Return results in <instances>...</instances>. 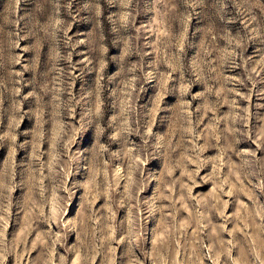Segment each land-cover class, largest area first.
Segmentation results:
<instances>
[{"label": "rangeland", "instance_id": "rangeland-1", "mask_svg": "<svg viewBox=\"0 0 264 264\" xmlns=\"http://www.w3.org/2000/svg\"><path fill=\"white\" fill-rule=\"evenodd\" d=\"M256 229L264 0H0V264H264Z\"/></svg>", "mask_w": 264, "mask_h": 264}, {"label": "bare ground", "instance_id": "bare-ground-1", "mask_svg": "<svg viewBox=\"0 0 264 264\" xmlns=\"http://www.w3.org/2000/svg\"><path fill=\"white\" fill-rule=\"evenodd\" d=\"M248 208V207H247ZM253 208V207H252ZM251 209V208H250ZM254 210V213H255V209H253ZM248 212H251V211H249V209H248V211H247V213ZM249 216H251V213H250V215L248 214V217ZM253 217V224L255 223V221H256V214H254V216H252ZM251 218V217H250ZM252 219V218H251ZM252 224V223H251ZM255 232H254V237L255 238H253L254 239V241H255V243L257 244V247L258 248H261V250L260 251H262V252H264V240L261 238V236H262V233H260V230H258V229H256V230H254ZM253 236V235H252ZM167 242V241H166ZM166 244V243H165ZM256 244H254V245H256ZM163 247V246H162ZM164 248V247H163ZM264 255V254H263ZM262 255V256H263ZM264 258V257H263Z\"/></svg>", "mask_w": 264, "mask_h": 264}]
</instances>
